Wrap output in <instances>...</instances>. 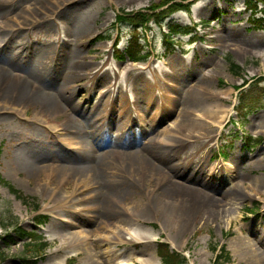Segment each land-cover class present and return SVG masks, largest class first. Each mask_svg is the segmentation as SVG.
<instances>
[{
    "label": "rangeland",
    "instance_id": "374dc122",
    "mask_svg": "<svg viewBox=\"0 0 264 264\" xmlns=\"http://www.w3.org/2000/svg\"><path fill=\"white\" fill-rule=\"evenodd\" d=\"M159 2L0 0V63L33 83L34 90L38 85L64 87L63 91L56 88L64 103L46 111L40 109L45 105L39 100L27 95L16 100L12 91L4 96L0 87V264H26L22 258L30 260L33 254L25 253L17 233L15 243L8 242L3 225L13 233L15 224L36 230L47 242L46 256L36 264H150L152 254L161 264L155 243L159 239L169 240L186 254L188 264H212L211 248L222 243L231 264L264 260V100L242 119L233 88L243 80L264 76V29L251 28L243 0H199L189 12H173L161 24L148 19L140 42L152 55L142 66L112 59V40L90 41L108 30L112 39L118 36V47L124 48L132 26L129 21L112 23L115 12ZM32 21L30 35L26 29ZM18 24L23 28H15ZM168 24L176 28L194 24V32L174 34L169 46L163 39ZM72 32L79 35L74 40ZM63 33L66 36L57 40ZM62 42L54 59V46ZM91 48L96 49V57L86 60L90 77L62 78L69 60ZM61 49L67 50L66 58ZM231 62L240 66L238 74L231 71ZM110 80L114 81L110 93H104L102 87ZM10 94L13 100L9 101ZM158 102L152 111V104ZM120 108L131 120L127 134ZM229 108L231 113L225 117ZM74 110L84 112L88 125L95 116H111L114 131L102 135L105 144L88 129H80L71 115ZM66 111L69 119L60 116ZM192 114L204 126L187 139L173 123L180 118L188 129ZM57 116L60 119L55 121ZM34 117L69 124L73 132L55 139ZM96 125L100 128V123ZM172 126L163 137L162 130ZM248 135L260 142L246 148ZM80 154L88 160L103 156L106 161L112 154L125 158L115 169L104 166L86 177L72 167L80 162ZM136 154L144 155L151 166L138 164ZM126 156L131 158L129 166ZM64 171L69 177L60 181ZM46 174L51 175L45 185ZM116 177L120 186L107 190ZM171 180V186L185 192L189 200L195 195L197 201L201 193L210 196L211 214L199 210L198 203L193 207L190 200L192 209L183 216L179 200L164 192ZM8 185L25 199H17ZM170 203L171 218L166 215ZM141 205L148 208L144 213ZM184 209L189 210V205ZM38 213L49 216L43 230L33 226L32 218Z\"/></svg>",
    "mask_w": 264,
    "mask_h": 264
},
{
    "label": "bare ground",
    "instance_id": "6f19581e",
    "mask_svg": "<svg viewBox=\"0 0 264 264\" xmlns=\"http://www.w3.org/2000/svg\"><path fill=\"white\" fill-rule=\"evenodd\" d=\"M139 66H142V65H139ZM7 68L5 66V63H0V87H2V92L5 96V92L8 93V91H12L11 93L13 95H16V100L19 96L23 95V96H28L30 97L32 100H39L40 103H43V105H48L50 107H52L55 102H51V98L53 97H50V96H47L45 95V90L44 89H41V88H38V90H34L33 87L31 85L28 84V82H26L24 79L22 78H19V77H16L15 76V73H11L9 71H6ZM73 70V69H72ZM200 85H201V82L199 81ZM150 85V84H149ZM63 86H60V90H64V87L62 88ZM150 87L152 88V85H150ZM142 90L144 92L146 91H149L150 89H147V88H142ZM6 98V97H5ZM11 94H10V97H9V101L11 100ZM19 101V100H18ZM56 106L57 108H60L61 106L59 105V103H56ZM77 108V107H76ZM156 108V106L152 109V111ZM189 108V107H188ZM76 110L73 111V114L72 117H74L75 119H77L78 121H80L75 115H79L81 114V112H79L78 114L75 113ZM231 112V109L229 108L225 114V117H227V115ZM208 114L211 115L210 111L208 110ZM70 116V115H69ZM35 118V117H34ZM73 118V119H74ZM69 119V117H68ZM73 119L71 118L70 120L73 121ZM74 119V121H75ZM189 119L191 121V127L186 129L184 126H183V122H181V119L179 118L177 120V122L173 123L175 126H174V129H178L180 132L183 133L184 136H186L187 139H190V137L192 136H195V133H194V130H198V129H201V127L204 126V121H201V124L197 121V119L193 116L192 114V117L189 116ZM82 121V119H81ZM80 121V122H81ZM180 125V126H179ZM179 126V128H177ZM194 126H198V127H194ZM210 126V125H208ZM222 125H220L219 127H221ZM52 128H56L57 126H51ZM172 128H167L165 130V132L162 133L163 137H166V134L171 132L172 131ZM88 129H89V132L88 134H90L91 136H93V138H95V140L97 141H105L103 139V136H102V131L100 128H96L95 127V124L92 123L88 126ZM184 129V130H183ZM91 130V131H90ZM73 132V131H72ZM201 138V136H200ZM112 140V139H110ZM164 140V139H163ZM106 142V141H105ZM112 144L114 143V140L111 141ZM133 144H136V142L134 141ZM113 156H111L109 158V160H106L104 161V159H108V158H101L103 156H99L97 161H94L90 158V160L86 159L85 158V155L84 154H80L79 155V158L80 159V162H78V164H75L74 166H72L76 171L77 173L79 172H85L86 173V177H90V172L89 171H93V172H97L98 169L99 170H102V168L104 166H107V167H110V168H117L118 166L121 165V161L125 158L124 154H112ZM118 157H117V156ZM137 155V154H136ZM144 155H137V161H138V164H141V166H151V164L149 163L148 165V162H144V158H143ZM84 157V158H83ZM116 157V158H114ZM76 158V156H75ZM130 157L129 156H126V165L129 166V161H130ZM120 160V161H119ZM99 161V162H98ZM112 164V165H110ZM145 164V165H143ZM132 165V164H131ZM51 170L53 171V167H50ZM50 170V169H49ZM69 171H71L70 169H67ZM57 171V170H56ZM55 171V172H56ZM116 172V170H114ZM51 173V172H50ZM51 175V174H46V177H45V185H46V181H47V177ZM57 176L58 174H56L54 177L57 179ZM59 177L61 179H59L60 181L63 180V178H67L69 177V174L64 171V172H61L59 174ZM70 177H72V175H70ZM112 184H109L107 185V190H110L111 188L114 189V187L118 188L121 183L120 181V178H115L112 180ZM171 184H173V180H171V182L169 184H166L165 187H163L164 189V192H166L167 195H169L170 197H175L176 200H179V212L185 216L186 213L184 211H187L188 213H190V210L192 209L191 207V204H190V200L193 204V207L196 205V203H198V209L203 212V213H206L207 215H210L211 212H209L207 209H210L211 205L213 203H211V205H209L208 203L211 202L212 199H210L211 197L210 196H207L206 194H197V201H195V195H193L191 197V199L189 200V197L188 195L185 193V192H182L178 189H175L171 186ZM167 187V188H166ZM187 204L189 205V210L188 209H184L187 208ZM172 205V203H170L168 205L169 208H167L166 210V215L167 217L171 218L172 215H174V212L173 210L170 209V206ZM181 207V208H180ZM148 208H143V206L141 205L140 206V210L143 211V213L147 210ZM177 213V212H176ZM161 225L163 226L162 222H161ZM135 235H132V236H129L127 238H133ZM152 261L149 262L150 264H156L158 262L157 260V257H155V254H152ZM120 264H127V263H120ZM257 264H264V260H261L260 258V262H258Z\"/></svg>",
    "mask_w": 264,
    "mask_h": 264
},
{
    "label": "trees",
    "instance_id": "16d2710c",
    "mask_svg": "<svg viewBox=\"0 0 264 264\" xmlns=\"http://www.w3.org/2000/svg\"><path fill=\"white\" fill-rule=\"evenodd\" d=\"M195 1L197 0L184 3L183 0H176V1L175 0H160L159 4L152 3L149 6L145 7V9L147 11H150V10H154L157 7L170 3L165 8L166 10L163 9L158 13H151V14L147 13L146 11L145 12L137 11L134 14V17L130 19H132L134 28H136V26L139 25L140 23L147 21V18L150 16H154L157 21H161L166 15L178 9L188 10L190 8V5ZM259 5H261L262 7H259ZM245 6H246V10L250 12L248 21L251 24L252 28L253 29H263L264 28V0H245ZM126 18L127 17L124 16L123 14H119L116 16V19L119 21H124ZM170 31L174 32L175 29L171 27ZM188 31L189 29L184 30V32H188ZM138 36L139 34L137 32H133L125 52H120L117 49L115 50L116 57L119 59H123L126 53L128 57L133 60H138L142 58L143 55L141 54V51L143 49V46L138 42ZM100 37L101 36H98V38ZM230 67H231V71L233 72V74L239 73L240 68L238 65L231 62ZM263 80L264 78L260 77L258 80H255L252 83H250L246 89H243L239 92L238 94L239 102L237 105V110H239V113H241L242 115H244L242 113L243 109L245 108L253 109L255 106L259 105L261 99H264V87L259 84L260 81H263ZM252 141H254V144H257L258 142H260V139L257 138L255 140V139H251L250 136H247L245 138V146L247 148H250ZM8 187H9V190H11V192H13L17 196V198L22 197L20 192L14 189L12 185H8ZM20 231L24 233L23 230H20ZM7 237L11 239V236L9 234L7 235ZM157 254L160 256L162 264H185L186 263L184 257H182L179 253L170 251L168 246L165 243L157 244ZM230 260H231L230 255L225 252L224 247H221L220 253L217 255L214 264H224L226 262L229 263Z\"/></svg>",
    "mask_w": 264,
    "mask_h": 264
}]
</instances>
